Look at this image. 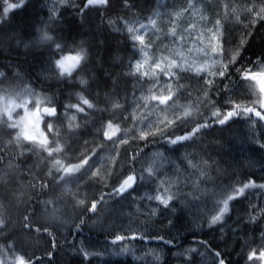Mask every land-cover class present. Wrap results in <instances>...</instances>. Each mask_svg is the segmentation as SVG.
<instances>
[{
	"label": "trees",
	"instance_id": "obj_1",
	"mask_svg": "<svg viewBox=\"0 0 264 264\" xmlns=\"http://www.w3.org/2000/svg\"><path fill=\"white\" fill-rule=\"evenodd\" d=\"M187 1L168 4V0H128L129 7L125 6L124 0H109L108 6L90 8L85 7V0H74L78 7L67 6L63 0H26L23 7L9 9L5 15L4 8L10 3H19V0H0V71L14 81L20 94L28 89L40 94L47 104L48 100L52 101L59 114L58 119L44 117L47 145L24 138H19L17 143L16 135L10 146L0 145V166L9 165L7 167L19 173V179L28 187L25 205L16 213L19 228L8 227L10 209L0 207V219L7 226V233L0 234V261L4 264H15V257L20 255L26 259L30 257L33 264H213L211 253L216 251L222 253L227 264H253L248 260V253L264 244V216L260 211L264 209V189H246L245 195L229 201V211L222 221L211 227L208 221L212 215L218 214L224 200L236 195L235 189L242 187V182L264 183V145L261 144V140L264 142V122L252 127V138L247 142L255 155L243 154L241 149L231 152L234 143H225L226 138L219 139L216 148L204 144L217 133H240L235 126L240 125L238 123L212 124L191 139L177 144L162 139L144 141L131 135L119 149L109 182L105 183L100 177L88 180L86 203L71 225L59 232L37 221L41 202L56 194L64 184L53 178L57 174L56 168L69 162L76 163L85 155H91L93 150V156L105 151L109 141L103 140V132L108 121L122 126L130 119L128 115L135 95L147 91L148 78L137 75L134 67L141 59L143 49L139 42L134 46L131 37L135 34L133 31L129 33L128 29L153 17H162L160 11L156 12L162 4H168L164 9L169 7L168 12L172 13ZM215 1L207 9L209 3L204 2L206 15L214 17L211 14H215L217 17L214 18L222 23L224 49L235 48L248 23L246 10L242 20L234 15L237 4L246 5V9L255 5L259 9L261 0ZM250 30L252 35L246 37L241 56L227 78L221 80L218 75H211L221 66L211 67L210 72L195 78L197 82L214 81V88L211 89V102L204 104L192 121L209 119L215 110L213 105L227 108L229 99L247 103L249 94L236 68L251 66L253 61L264 59V22ZM44 31L65 46L63 55L81 49L87 53L86 63L73 77L58 79L53 74L52 59L57 58V53L48 42L40 40ZM17 72L19 77L15 76ZM140 73H143L141 69ZM81 77L87 79L86 87L80 85ZM81 97L89 99L95 107L87 109ZM77 103L85 107V113L70 107ZM243 118L248 121L247 117ZM49 122L53 123V133L47 130ZM191 127L192 124L185 123L174 131L180 135ZM1 128L7 127L0 125ZM53 141L63 150L50 157L46 148L54 146ZM227 159H233L234 167L226 163ZM55 160H59L60 165H55ZM220 168L226 171L221 174ZM132 172L137 178L141 174L147 176L148 189L154 190V196L159 194L166 198L174 194L175 198L168 207L154 199L156 213L149 227L133 229L127 225L113 230L98 229L93 221L97 216L110 206L126 204L130 196L139 194L136 182L132 190L116 196L119 201L108 195L125 174ZM101 194L105 199L98 205V211H86L93 199H98ZM1 199L7 201L8 197L0 194V203ZM25 216L29 217L28 221ZM80 218L85 223L75 228ZM26 223L29 228L25 227ZM37 228L40 230L36 231ZM19 232L40 242L42 248L29 251L21 247ZM133 233L143 238L125 240L123 244L113 242L116 235L131 236ZM135 242L150 245L158 259L155 256L147 259L148 255L139 257L133 251ZM193 249L197 252H192ZM84 252L88 253L87 258Z\"/></svg>",
	"mask_w": 264,
	"mask_h": 264
},
{
	"label": "rangeland",
	"instance_id": "obj_2",
	"mask_svg": "<svg viewBox=\"0 0 264 264\" xmlns=\"http://www.w3.org/2000/svg\"><path fill=\"white\" fill-rule=\"evenodd\" d=\"M177 1L178 0H168V4H174ZM191 2L194 4V7L190 10L185 11L189 5V1H187L172 13L168 12L169 7L164 9L168 4H162L160 8L156 10V12L160 11L162 17H153L148 21L132 27L135 35L144 36L146 45L150 43V46L148 47L141 45L143 54L141 59L137 61L141 65L140 69L142 72L148 73L147 78L149 83L147 91L138 92L135 95L136 98L134 99V105L128 115L130 116V119L120 126V130L117 131L115 128H106L110 134L115 132V135L113 136L114 140H118V138L122 137L124 140L128 141L131 135L139 136L140 132L145 130L143 128L144 123L147 120H156L157 116L160 117L161 120L171 119L170 115L160 112L159 109L150 110L151 105L154 102L147 99V97L151 95L149 89L153 88V72L158 73L154 61H160V67L164 68L175 59L183 68L190 69L189 71L181 72L179 81L169 80L168 77L160 75V83H167L172 87L173 94L176 98V103L172 105V108L178 109L179 115L184 116L187 113L191 119H194L200 113V109L204 104L211 102V89L214 88V86L206 85L204 81L197 82L196 79H198V76L201 77L205 72H210L211 67L221 66L222 68V63L226 62L223 60V57H216L211 52L212 47H217V49H219V46H223V26L220 20L214 18L217 17L215 14L210 13L214 16L211 17L209 14L206 15L204 10V2L209 3L206 6L207 9L210 4H215V0H191ZM244 10H246V5L238 3L234 15L242 20ZM221 13H218V15ZM217 21L220 22L218 27L216 26ZM186 29L187 31H185ZM173 30L176 31L175 38L171 35ZM181 36H183V39H181ZM213 36L218 37V39H212ZM233 48L234 46H229L226 51L231 53ZM206 50L207 56L205 58ZM68 54L74 55L76 53H66L64 55ZM199 69H203V72H198ZM193 74L195 75L192 77ZM177 83L183 85V88L179 91H177ZM27 91L28 94L24 95V100L29 102V109H32L34 103L37 102L41 104V107L49 106L45 98H42L40 94H37L30 89ZM161 91H163V89H161ZM20 93L21 91L17 94L19 95ZM14 99L15 98H10V100ZM7 111L8 110L5 108V99L3 96H0V118L7 119ZM170 111L171 109H169V112ZM11 112L12 119L18 124V127L13 130H9L8 128L0 129L1 146L8 147L13 144V137L18 132L21 133L20 138H24V132L34 136L36 138L34 141L41 142L45 137L47 138L43 129L44 118L39 122L38 126H35L36 116L31 112H26L24 108L15 106H11ZM243 117L246 116L234 117L228 121V124H224L225 126L231 124L234 125L236 123L240 124L235 125L238 126L237 128H239L240 133L231 132L227 135L217 133L215 138L213 136L210 137L204 144L207 146L214 145V148H216L220 144L218 140L226 138V141L224 140L225 143H234L232 145L234 150L231 152L235 153L241 149L243 154L255 155L254 150L249 147L247 142L252 138V127L259 125V122H257L256 125H252L249 120L246 121ZM149 127H151V125H149ZM261 144L264 145L262 140ZM121 145L122 144H119L117 146L109 141L106 150L93 156L92 161H90V165L93 167L97 161L93 171L99 169V177L104 180L105 183H108L111 178L110 176H113L111 173L114 169V163L119 154L118 152ZM76 163H79V161ZM226 163L231 167H234L235 165L233 159H227ZM7 166L9 165L0 166V194L8 197L7 201L1 199L0 207L10 209L9 217L11 222L7 225L8 227L10 225V228L12 229H16L19 228L18 222L15 219L16 213L21 206L25 205L24 199L28 195V187L19 179V173L14 171L13 168ZM225 171V169H221L220 173L223 174ZM94 178L96 177L90 178V172L87 174V170H84V172L80 174L79 180L76 183L62 184L59 191H56V194L41 202L42 207L36 216L37 221L47 225V227H52L57 231L62 232L73 223V218L77 216L85 205H80L78 201L84 199L86 203L88 192L85 185L89 179ZM137 182L139 184V194H135L136 197L133 195L130 196L129 201L126 204H115L110 206L106 212L102 213V215L100 214L95 220H93L98 229L113 230L127 225H130L133 229L151 226L153 214L156 213L154 207L156 205L154 204V199H149V197H154V190L151 188L148 189L149 182L147 176L144 174L140 175ZM12 183L13 185L11 186ZM140 190L144 191L140 192ZM114 197L119 201V198H116V196ZM142 201L144 202L142 203ZM126 208L129 211H127ZM6 228L7 226L4 225V227L0 229V234L7 233ZM18 236L21 238V247H24L29 251H35L42 248L40 242L33 241L23 232H19ZM133 251L135 253L137 252V255L141 258H145V255H148L147 259H154V256L155 259H158V254L147 244L144 245L140 242H135V245H133Z\"/></svg>",
	"mask_w": 264,
	"mask_h": 264
},
{
	"label": "snow or ice",
	"instance_id": "obj_3",
	"mask_svg": "<svg viewBox=\"0 0 264 264\" xmlns=\"http://www.w3.org/2000/svg\"><path fill=\"white\" fill-rule=\"evenodd\" d=\"M63 2L67 6L78 7L74 3V0H63ZM125 6H129L128 0H124ZM26 3V0H19V3H10L8 7L4 8V14L7 15L9 9H16L18 7H23ZM109 0H85V7L90 8H99L108 6ZM194 7V4L189 0L188 8L185 11L190 10ZM58 17H51V19H56ZM245 19L248 20L246 25V31L241 35L239 39V43L232 50L231 53H228L223 46L212 47L211 52L216 57H223V60L226 61L222 63V68L218 72L211 73V75H218L221 80L227 78L229 76L230 70L232 66L237 64L239 57L241 56L242 50L247 43L246 37H250L252 35V29L254 26L259 24L260 22H264V0H261V5L259 9L255 5L246 9ZM219 21L216 22V26H219ZM133 29L129 28L128 32L132 33ZM187 31V29L185 30ZM171 35L175 38L176 31L173 30ZM135 46L136 42H139L140 45L144 47L150 46L145 44V38L143 35H134L131 37ZM183 39V36H181ZM212 39H218V37L213 36ZM40 40L44 42H48L51 45L56 53L57 58L52 59V67L53 74L58 78L65 77H73V74L77 72L78 69L82 68V64L87 61V53L81 49V51L76 52V54H68L63 55L65 52V46L56 40L53 35H50L47 31H44L40 36ZM27 47V45H26ZM207 56V50L205 51V58ZM155 67L158 70L157 72H153L154 82L153 88L149 89L151 95L147 97L154 103L151 105L150 110L159 109L160 112L166 113L171 116V119L161 120L160 117L157 116L156 120H147L142 130L139 134V138L144 141H152L157 142L162 139L167 141L170 144H177L182 141H186L194 137L197 133H199L202 129L209 127L212 124L224 125L234 117L246 116L252 125H256L257 122H264V59H258L253 61L251 66L249 65H240L236 68V72L238 73L240 79L245 83L247 92L249 94V98L246 99L247 103L237 102L235 99H229L226 103L229 105L227 108H221L213 105L215 108L214 111L211 112V117L207 120L200 121H192L191 118L186 113L184 116L179 115V110L176 108H172V105L176 103V98L173 94L172 87L170 84L160 83V75L168 77L169 80L179 81L181 72L189 71L190 69L183 68L179 62L175 59L172 60L167 67L161 68L160 61H154ZM133 67V65H130ZM136 69L137 75H143L145 77L148 76V73H140V63L137 62L134 65ZM198 72H203V69H199ZM16 77L20 76V73L17 72L15 74ZM81 86H87L88 81L81 77L79 80ZM206 85L214 86V81L207 80L205 81ZM183 88L182 84L177 83V91ZM163 89V91H161ZM18 89L15 87L14 81L10 80L3 71H0V96H3L5 99V108L8 110L6 115L7 119L0 118V125L6 126L9 129H15L18 127V124L12 119L11 106L22 107L26 112H31L36 116V125H39V122L43 120L44 117H54L59 118V114L57 111V107L52 105V101L48 100L49 106L41 107L40 103H34L32 109L28 108V101L24 100V95L28 94L26 90L25 93L17 94ZM167 93V94H165ZM207 95V94H206ZM10 98H15L14 100H10ZM82 104L87 106V109H93L95 107L94 103L89 99L82 98ZM71 108L77 109L78 112L85 113V107L81 106L80 103L74 104L70 106ZM115 107H119V105H115ZM169 109L171 111L169 112ZM147 115V114H145ZM255 117V119H252ZM185 123L192 124V127L189 131L184 132L183 134L177 135L175 134V129L183 126ZM151 125V127H149ZM49 133L54 132L53 123L49 122L46 125ZM107 129L115 128L117 131L120 130V126L118 124H114L111 120L108 121L106 125ZM21 133L16 134V142L19 143ZM24 139L28 141H34L36 138L32 135L23 133ZM115 132L110 134L107 130L103 132V140L110 141L117 146L119 144L127 143L122 137L118 138V140H114L113 136ZM11 143V142H10ZM41 144L47 145V138L40 142ZM52 147L46 148L50 157H53L54 153H59L63 149L53 141ZM102 147V145L100 146ZM95 155V150H93L91 155H85L82 159H80L79 163H67L66 165L56 168V175L53 177L54 179H58L62 183H76L79 180L80 174L87 170V174L90 172V178L96 177L99 178V169L93 171L96 166L97 161L95 162V166L90 165V161H92V157ZM55 165H60L59 160H55ZM151 174V170H149ZM60 173H63L62 175ZM51 174V173H50ZM79 174V175H77ZM137 176L134 172L125 174L122 181L118 186H113L108 195L110 196H121L125 192H127L130 188H132L137 182ZM46 187L47 185H43ZM106 186V185H105ZM250 187H259L264 189V183L257 184L254 180H249L248 182H242V187L236 188L234 196H229L227 200H224L223 207L219 208L218 214L212 215L211 219L208 221L209 227L216 225L218 222L222 221L225 213L229 211V201L236 199L240 196L245 195V190ZM167 189H162L161 191H166ZM175 198L173 195H168L164 198L162 195H155L154 197H149V199H155L159 201L161 205L164 207H168L169 203ZM105 196L101 194L98 199H93L90 207L86 208V211L96 213L98 211V205L104 202ZM80 205L85 204L84 199H80L78 201ZM261 216H264V209H261ZM255 219V218H254ZM29 217L25 216V221H28ZM85 223L83 218L79 219V223L75 224V228H79L81 225ZM5 225V221L0 219V229H2ZM26 228H29V224H25ZM40 229L37 228L36 231ZM48 231L47 228L44 229ZM137 238H143L142 236L138 237L135 233L131 236L128 234H120L116 235L113 240L114 243L123 244L125 240H135ZM158 239H163L159 237ZM207 247V245H205ZM9 249L12 250V245H9ZM209 251H211L209 249ZM192 252L196 253L197 250L193 249ZM85 257L87 258L88 253L84 252ZM211 255L214 257L213 264H227L226 259L223 257L222 253L219 251L212 252ZM248 260L253 262V264H264V244L261 245L260 249H254L248 253ZM0 264H4L3 261H0ZM15 264H33L31 258H25V256L20 255L15 257Z\"/></svg>",
	"mask_w": 264,
	"mask_h": 264
},
{
	"label": "water",
	"instance_id": "obj_4",
	"mask_svg": "<svg viewBox=\"0 0 264 264\" xmlns=\"http://www.w3.org/2000/svg\"><path fill=\"white\" fill-rule=\"evenodd\" d=\"M43 107H44V106H43ZM43 107H42V108H43ZM50 118H52V117H50ZM135 184H136V183H135ZM134 186H135V185H134ZM134 186H133L132 188H130L128 191L132 190V189L134 188ZM128 191H127V192H128Z\"/></svg>",
	"mask_w": 264,
	"mask_h": 264
},
{
	"label": "bare ground",
	"instance_id": "obj_5",
	"mask_svg": "<svg viewBox=\"0 0 264 264\" xmlns=\"http://www.w3.org/2000/svg\"><path fill=\"white\" fill-rule=\"evenodd\" d=\"M137 88V87H136Z\"/></svg>",
	"mask_w": 264,
	"mask_h": 264
}]
</instances>
